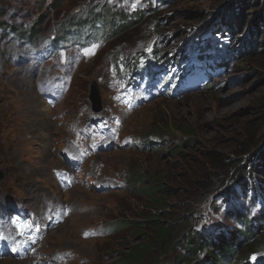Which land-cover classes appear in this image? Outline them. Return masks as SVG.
I'll return each mask as SVG.
<instances>
[{"label":"rangeland","instance_id":"1","mask_svg":"<svg viewBox=\"0 0 264 264\" xmlns=\"http://www.w3.org/2000/svg\"><path fill=\"white\" fill-rule=\"evenodd\" d=\"M231 1L0 0V216L9 224L8 214L24 209L43 229L37 244L4 253L0 264H123L152 234L138 222L160 216L144 189L154 180L171 190L166 209L192 218L185 232L230 238L241 231L240 213L256 217L255 236L264 242V182L246 177V188L261 189L248 197L243 183L221 181L209 165L211 152L248 160L261 148L238 154L240 142L264 145V0H249L246 22L225 27L220 20ZM91 9L142 13L111 39L63 32L69 17L86 18ZM200 35L211 36L219 50L213 56L223 57L225 68L199 89L175 95V59L200 44ZM149 62L165 77L158 81V72L143 84L145 71L133 67ZM184 138L194 144L181 152ZM207 173L215 185L200 189L195 182ZM255 236H240L237 263ZM180 239L159 262L156 250L142 264H203L207 251L190 255ZM254 251L264 256V246Z\"/></svg>","mask_w":264,"mask_h":264},{"label":"trees","instance_id":"2","mask_svg":"<svg viewBox=\"0 0 264 264\" xmlns=\"http://www.w3.org/2000/svg\"><path fill=\"white\" fill-rule=\"evenodd\" d=\"M249 5H251L249 0H233L229 2V7L227 8L229 13L224 14L225 16L220 20L221 23L225 24V27H234L235 25L240 26L245 23L246 20H244V14L246 10L249 9ZM92 12L93 10L91 9L90 14H88L86 18L77 16L69 17L65 22L66 26L68 25L67 30H64L63 32L67 35H76L77 33L83 32L87 37L102 33L104 39H111L116 34L123 31L125 27H132L138 21V18H141L142 13L139 9L136 11L134 10L133 12H121L117 15L111 13L109 9L104 11V14ZM259 19L263 21L264 27V8L262 10V16ZM259 24L260 23L257 22V27ZM197 40L199 42L204 41L203 35H200ZM258 55L264 56V52L259 53ZM176 62L179 63V59H176ZM152 64V62H149L150 66H152ZM149 65L146 66L147 69L150 68ZM142 66L136 63L133 69H136L135 71L139 72L147 71V69ZM146 73H148V71ZM169 81L170 79H167V82ZM258 106L260 111H263L264 116V97L261 98ZM193 144L194 143L191 142V140L184 138L180 144L181 152L184 151L183 149L189 150L192 148ZM260 144L261 143L259 142L256 144L255 142H240L238 154L248 153L253 145L258 146L259 149L261 148L260 153H256V155L248 160L242 157L225 155L220 152H211V162L209 165H211L210 167L212 168H218V173L215 175L220 177L221 181L224 182L228 178L235 182L240 181L239 183H243L245 189L248 190V197H253V195L257 196L261 189L253 188V186H250V189L249 187L246 188V177H257L259 178L258 182H264V145L261 146L262 144ZM173 149L176 148H172L171 151ZM213 178L214 175L207 173L203 179L197 180L195 183L198 184L200 189H209L215 185V183L211 181ZM252 183L254 184L255 181L252 180ZM144 189L146 195L150 198V207L152 209H158L160 211V216L149 215L146 219L138 222L144 229H149L152 234L147 240H145V242L138 244L126 254L123 259V264H129L130 261L135 264H142V262H145L146 258L153 255L156 250V259L159 262L161 260V255L170 252L172 245L176 244L174 243V240L180 235L181 239L178 240V243L180 246L182 245L184 250L190 255L195 256L200 250L207 251L205 255L206 259L203 261V264H239L234 260L235 254L233 253L242 243L240 236H243L244 241H248L258 233L259 225L256 223V217H249L248 215L240 213L237 214V218L242 226L241 231L239 234H234L230 237L231 239L228 235H221L218 239H214L212 236L205 237L200 230H188L185 232L189 223H191L192 218H182L180 216L175 217L173 216L175 213L172 210L166 209L165 194H170L171 190L167 189L163 182H158L157 180H154L151 186H147ZM165 219H168L169 222H166ZM125 222V224H132V222ZM135 223L136 225L138 224L137 222ZM136 230L138 231L137 236L143 237L145 235L144 230L138 228ZM262 246H264V242H259L257 236H255V241L247 244L245 248L244 255L241 258V260H244L243 264H250V260L253 256L251 253L255 252L254 250L256 249H261ZM252 264H264V256L255 260Z\"/></svg>","mask_w":264,"mask_h":264},{"label":"water","instance_id":"3","mask_svg":"<svg viewBox=\"0 0 264 264\" xmlns=\"http://www.w3.org/2000/svg\"><path fill=\"white\" fill-rule=\"evenodd\" d=\"M90 99L92 101V109L95 113H99L102 109V101L100 97L99 88L97 82H93L91 86ZM4 180V174L0 170V182Z\"/></svg>","mask_w":264,"mask_h":264},{"label":"bare ground","instance_id":"4","mask_svg":"<svg viewBox=\"0 0 264 264\" xmlns=\"http://www.w3.org/2000/svg\"><path fill=\"white\" fill-rule=\"evenodd\" d=\"M0 229H1V231H7V226L5 225V224H2L1 226H0ZM42 231V230H41ZM24 239H22V240H20V241H18V243H20V244H22V241H23ZM23 250H25V249H23ZM6 252H7V250H6ZM1 255H3V254H0V256ZM4 261V260H3Z\"/></svg>","mask_w":264,"mask_h":264},{"label":"snow or ice","instance_id":"5","mask_svg":"<svg viewBox=\"0 0 264 264\" xmlns=\"http://www.w3.org/2000/svg\"><path fill=\"white\" fill-rule=\"evenodd\" d=\"M93 47H95V46H93ZM88 54H91V52H88ZM16 223H17V227H21L22 228V227H25L26 226V225L20 224L18 221ZM4 238L5 237L2 234H0V239H4Z\"/></svg>","mask_w":264,"mask_h":264}]
</instances>
